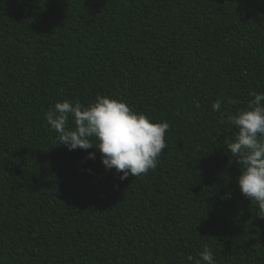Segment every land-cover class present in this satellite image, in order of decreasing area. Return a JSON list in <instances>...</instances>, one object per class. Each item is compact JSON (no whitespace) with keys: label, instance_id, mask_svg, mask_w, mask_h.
Segmentation results:
<instances>
[{"label":"trees","instance_id":"trees-1","mask_svg":"<svg viewBox=\"0 0 264 264\" xmlns=\"http://www.w3.org/2000/svg\"><path fill=\"white\" fill-rule=\"evenodd\" d=\"M252 91L264 0H0V264H197L204 245L264 264L227 149ZM97 95L169 124L154 171L122 181L59 144L49 108Z\"/></svg>","mask_w":264,"mask_h":264},{"label":"clouds","instance_id":"clouds-1","mask_svg":"<svg viewBox=\"0 0 264 264\" xmlns=\"http://www.w3.org/2000/svg\"><path fill=\"white\" fill-rule=\"evenodd\" d=\"M250 95L254 99L247 109L228 117V123L238 131L234 141L227 143V149L243 165L237 180L241 194L264 213V93L252 91ZM221 107L220 100L212 103L213 111H220ZM45 118L57 133L59 144L69 151L95 148L107 170L122 173V181L154 171L167 146V122L154 123L146 115L133 111L126 102L107 96L97 95L87 107L78 101L57 102ZM70 119L74 128L69 127ZM95 155L89 152L88 158L94 160ZM199 256L197 264H215L209 246L204 245ZM192 259L188 257L189 261Z\"/></svg>","mask_w":264,"mask_h":264}]
</instances>
